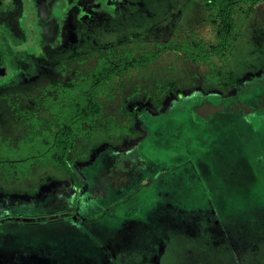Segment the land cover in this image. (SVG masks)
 <instances>
[{
  "label": "rangeland",
  "instance_id": "rangeland-1",
  "mask_svg": "<svg viewBox=\"0 0 264 264\" xmlns=\"http://www.w3.org/2000/svg\"><path fill=\"white\" fill-rule=\"evenodd\" d=\"M210 1L49 4L0 81V264H264V0L226 42Z\"/></svg>",
  "mask_w": 264,
  "mask_h": 264
},
{
  "label": "flooded vegetation",
  "instance_id": "flooded-vegetation-1",
  "mask_svg": "<svg viewBox=\"0 0 264 264\" xmlns=\"http://www.w3.org/2000/svg\"><path fill=\"white\" fill-rule=\"evenodd\" d=\"M50 3L58 17L63 5L73 10L81 6V0H0V81H10L8 72L9 76L15 74L18 79L20 72H27L30 68L23 69L22 63L31 62L29 65H32L40 57L42 40L46 39L45 31L49 30L51 23L47 8ZM45 6L47 12L41 9ZM51 24L53 32H56L57 25ZM30 39L32 46L28 43Z\"/></svg>",
  "mask_w": 264,
  "mask_h": 264
},
{
  "label": "trees",
  "instance_id": "trees-1",
  "mask_svg": "<svg viewBox=\"0 0 264 264\" xmlns=\"http://www.w3.org/2000/svg\"><path fill=\"white\" fill-rule=\"evenodd\" d=\"M260 0H211L210 3L206 2V6L208 7L209 5H213V9L216 15H218V18L216 20V29H215V33L217 35V37H219L222 41L228 40L229 36H230V31L232 29L233 26V21L231 19V13H230V8L231 5L238 3H244V2H251L252 4L259 2ZM232 3V4H231ZM248 12L252 11V7H248L247 9ZM210 50H215L216 47L214 46H209ZM193 60H196V58H193ZM72 109L75 108V112H80L83 116H84V112L86 113H92V114H98L99 112V107L97 106V104H92L91 102H86L85 104H83L81 107H79L78 105H74L71 107ZM243 111V110H242ZM83 118V117H82ZM48 120H51V115L50 118ZM84 120V119H81ZM81 127L82 129H88L89 125L85 124L84 122H82V124L79 125V121H78V125L77 127ZM63 131L62 133H60L59 135L65 139V140H71L73 138L72 134L74 133L72 130V127L69 126L68 124H64L62 126Z\"/></svg>",
  "mask_w": 264,
  "mask_h": 264
}]
</instances>
